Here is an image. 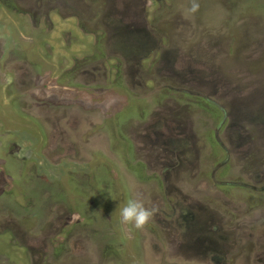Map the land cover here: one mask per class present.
<instances>
[{
  "label": "rangeland",
  "instance_id": "rangeland-1",
  "mask_svg": "<svg viewBox=\"0 0 264 264\" xmlns=\"http://www.w3.org/2000/svg\"><path fill=\"white\" fill-rule=\"evenodd\" d=\"M194 2L0 0V264H264V0Z\"/></svg>",
  "mask_w": 264,
  "mask_h": 264
},
{
  "label": "clouds",
  "instance_id": "clouds-1",
  "mask_svg": "<svg viewBox=\"0 0 264 264\" xmlns=\"http://www.w3.org/2000/svg\"><path fill=\"white\" fill-rule=\"evenodd\" d=\"M198 8L199 5L193 0L189 11L194 13ZM130 187L133 189V195L119 209L121 223L143 230L157 212V208L155 205L146 204L145 199L134 191L135 185Z\"/></svg>",
  "mask_w": 264,
  "mask_h": 264
},
{
  "label": "flooded vegetation",
  "instance_id": "flooded-vegetation-1",
  "mask_svg": "<svg viewBox=\"0 0 264 264\" xmlns=\"http://www.w3.org/2000/svg\"><path fill=\"white\" fill-rule=\"evenodd\" d=\"M260 119H261V118H256V119H255V122H256L257 120H260ZM152 128H153V126H150V130H152ZM156 133H157V132H156ZM198 215H199L198 213H195V214L192 213V215H191V219H192L193 222H195V221L197 220ZM179 217H181V218L186 217V214H185V213H181ZM181 218H180V220L183 221ZM185 224H188L186 219H185ZM190 232H192V229L190 230ZM195 251H198V249H196ZM198 252H199V251H198ZM194 255H196V253H195Z\"/></svg>",
  "mask_w": 264,
  "mask_h": 264
}]
</instances>
